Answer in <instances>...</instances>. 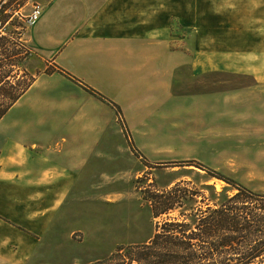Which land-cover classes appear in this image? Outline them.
I'll return each instance as SVG.
<instances>
[{"label":"crops","instance_id":"0c3cea01","mask_svg":"<svg viewBox=\"0 0 264 264\" xmlns=\"http://www.w3.org/2000/svg\"><path fill=\"white\" fill-rule=\"evenodd\" d=\"M37 1L26 59L37 70L0 118V231H16L18 240L46 230L95 161L110 159L107 144L120 127L112 104L133 132L151 128L158 104L172 113L174 102H191L201 114V102L212 101L205 115H215L225 95L201 91V74L251 75L229 58L264 52V16L233 12L264 0ZM151 146L136 142L135 150Z\"/></svg>","mask_w":264,"mask_h":264},{"label":"rangeland","instance_id":"374dc122","mask_svg":"<svg viewBox=\"0 0 264 264\" xmlns=\"http://www.w3.org/2000/svg\"><path fill=\"white\" fill-rule=\"evenodd\" d=\"M34 5L40 4L37 0H0V52L10 56L13 65L6 70H11L13 84L29 82L37 70V65H29L26 60L31 55L32 23L28 16ZM245 7L246 10L232 11L234 15L247 11L249 15L264 16V1ZM209 53L215 52H204V56ZM221 53L224 61L228 53ZM233 55L229 59L234 64L252 68L254 73L201 74V91L225 95L224 109L205 115L213 107L212 101L201 102L205 110L201 114L191 102H174L172 113H166L158 104L157 114L150 116L148 122L151 128L136 132L127 125L123 127L119 120L117 133L107 144L111 147L110 159L95 161L98 165L91 175L75 186L46 230L28 233L30 242L23 237L18 240L16 231H0V264H96L109 258L117 248L145 243L163 220H181L182 214L205 210L206 203L214 202H201L203 184L213 185L216 191L227 186L205 169L264 195V112L259 111L264 110V84L253 83L264 81V52ZM49 70L50 67L45 69ZM193 93H199L197 85ZM247 98L253 101L246 103ZM235 100L244 103L232 104ZM187 105H191L189 109ZM136 142L152 145V151L135 150ZM114 148L117 153L113 155ZM176 184L196 195L154 217L153 213L162 206L161 201L159 205L155 203L157 196L164 200ZM211 238L219 242L218 237L203 233L201 264H264V254L251 260L243 258L248 251L245 245H256L259 237L246 244L229 243L217 251L208 248ZM208 253H213L211 260L206 257Z\"/></svg>","mask_w":264,"mask_h":264},{"label":"trees","instance_id":"16d2710c","mask_svg":"<svg viewBox=\"0 0 264 264\" xmlns=\"http://www.w3.org/2000/svg\"><path fill=\"white\" fill-rule=\"evenodd\" d=\"M0 56L1 118L29 87L32 80L27 83H11V70H6V67L13 65L10 56L6 52H0ZM88 90L107 101L94 90ZM112 105L116 108L120 120L119 108L115 104ZM205 171L209 176L222 180L227 185L220 191H216L213 185L201 186V202L214 201L211 204L206 203L205 210L182 214L181 220L165 219L145 243L117 248L109 258L96 264H201V243L204 242L203 233L206 232L219 238L218 243L212 238L208 241L209 249L217 251L219 247L229 243L246 244L257 240L258 243L254 246L245 245L248 251L243 258L251 260L264 254V195L251 191L213 170ZM204 191L208 193L207 197L204 196ZM193 195L196 193L179 188L178 184L174 185L168 190L164 200H161L163 196H157L159 200L155 203L159 205L161 201L162 206L153 213L154 217L169 212L180 200H188ZM254 237L259 238L254 240ZM206 257L211 260L213 253H208Z\"/></svg>","mask_w":264,"mask_h":264},{"label":"built area","instance_id":"2783aa9c","mask_svg":"<svg viewBox=\"0 0 264 264\" xmlns=\"http://www.w3.org/2000/svg\"><path fill=\"white\" fill-rule=\"evenodd\" d=\"M40 15H41V6L40 5H34L32 12L28 16L29 22L30 23L35 22L37 20V18H39Z\"/></svg>","mask_w":264,"mask_h":264}]
</instances>
